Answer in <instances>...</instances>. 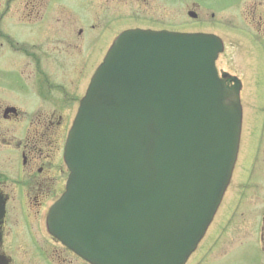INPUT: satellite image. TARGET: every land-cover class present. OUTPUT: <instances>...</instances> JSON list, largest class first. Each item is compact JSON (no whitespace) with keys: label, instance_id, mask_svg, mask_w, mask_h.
<instances>
[{"label":"water","instance_id":"1","mask_svg":"<svg viewBox=\"0 0 264 264\" xmlns=\"http://www.w3.org/2000/svg\"><path fill=\"white\" fill-rule=\"evenodd\" d=\"M207 33L130 29L93 73L65 143L52 233L96 264H183L236 159L237 95Z\"/></svg>","mask_w":264,"mask_h":264},{"label":"flooded vegetation","instance_id":"2","mask_svg":"<svg viewBox=\"0 0 264 264\" xmlns=\"http://www.w3.org/2000/svg\"><path fill=\"white\" fill-rule=\"evenodd\" d=\"M66 4L0 0V264H92L52 234L46 218L65 189L64 142L92 54L105 34L130 28L204 32L222 46L216 74L238 92L242 131L254 128L241 145L255 146L248 159L260 203L239 225L230 219L203 236L185 264H230L228 255H248L252 237V264H264V0H98L78 27Z\"/></svg>","mask_w":264,"mask_h":264},{"label":"rangeland","instance_id":"3","mask_svg":"<svg viewBox=\"0 0 264 264\" xmlns=\"http://www.w3.org/2000/svg\"><path fill=\"white\" fill-rule=\"evenodd\" d=\"M64 1L68 2V4L66 5L68 8V11L73 13L72 18L78 21V23L76 24V27H78L79 25L82 26L84 24L82 21L83 17L85 18L86 15H88V13L92 11L94 13L96 11L95 6L98 3V0H64ZM108 15L110 16V14ZM164 21L167 22L168 19L163 20L162 23H164ZM87 27L90 28L89 25H87ZM92 32H96V30H92ZM105 35L103 36L104 38L102 40L101 48L96 49L95 53L92 54L91 61L95 60L96 64L92 65V68L86 69L88 75H87L86 84L84 85L85 87H87L88 85L89 76L91 72H93V70L96 68L99 62H101V60L103 59V56L109 46V43L111 44V41L114 37L111 34L108 36L107 35L105 36ZM74 54H76V58H77V55L81 57V51L76 52ZM72 58L73 56H70L69 62L72 61ZM69 68H73V67L69 66ZM73 73L74 71L72 72L70 76L71 79L73 78ZM253 132H254V128L252 130L249 124L244 125L241 140L244 138L245 135L248 136L250 133L253 134ZM241 140H240V143H241ZM262 149H263V146H262ZM250 153H255V146L253 143L241 145V151L239 155L237 156L236 165L233 170V177L225 191L223 199L218 207L217 215L215 219L213 220L211 227L209 229L210 235H216L218 231L217 227H221L224 224V221L228 216H231L234 219V220H231V223L234 222L235 226L239 225V220L243 219V217L246 216L247 210L255 209L260 203V201L258 200L260 196L258 193V190L254 188L253 186H251V182L253 184V181L255 180V176H256V173L258 172V169L256 167L253 174L249 173V161L250 160L253 161L251 158L255 156V154L249 156ZM248 157L250 160L248 159ZM259 162H260V158L257 161V164ZM245 245L247 247L246 253L249 252L248 255H245L244 258L239 259V257H237L236 255L230 254L225 258L226 261H229L230 264H239V263L240 264H252L253 259L257 257L256 255L257 250H258L257 241L255 240V238L252 237V238H249L245 242Z\"/></svg>","mask_w":264,"mask_h":264}]
</instances>
